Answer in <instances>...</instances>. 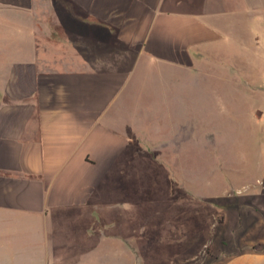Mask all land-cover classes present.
Here are the masks:
<instances>
[{
  "label": "crops",
  "instance_id": "0c3cea01",
  "mask_svg": "<svg viewBox=\"0 0 264 264\" xmlns=\"http://www.w3.org/2000/svg\"><path fill=\"white\" fill-rule=\"evenodd\" d=\"M261 8L242 20H264ZM228 9L226 0H0V264L11 263L3 237L12 218L52 231L70 212L86 240L84 222L97 215L104 233V217L123 209L109 200L126 162L182 139L160 141L153 124L174 113L182 125L174 85L187 84L189 68L209 72L191 57L205 64L237 20ZM229 202L225 223L264 229L263 194ZM220 238L198 247H223L211 264H264L263 236L230 251Z\"/></svg>",
  "mask_w": 264,
  "mask_h": 264
},
{
  "label": "rangeland",
  "instance_id": "374dc122",
  "mask_svg": "<svg viewBox=\"0 0 264 264\" xmlns=\"http://www.w3.org/2000/svg\"><path fill=\"white\" fill-rule=\"evenodd\" d=\"M226 3L237 18L220 31L227 36L210 43L205 64L191 57L190 67L207 66L209 72L189 68L181 79L187 84L174 85V97H183L182 125L174 113L153 124L157 139L179 135V144L126 162L109 200L123 209L104 217V233L95 230L97 215L84 222L92 226L86 240L75 233L70 212L52 231L26 217L12 218L3 237L10 243L9 264H211L223 247L201 253L203 241L225 237L230 251L264 237L258 226L235 230L234 218L224 221L231 198L264 195V20H242L247 12H261L264 0ZM227 65L242 69L228 71ZM247 65L253 69L244 70ZM147 91L142 87L143 95Z\"/></svg>",
  "mask_w": 264,
  "mask_h": 264
}]
</instances>
